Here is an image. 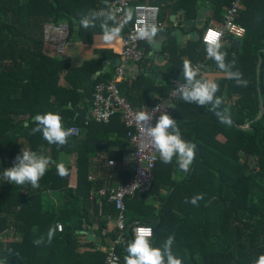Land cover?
<instances>
[{"label":"trees","instance_id":"1","mask_svg":"<svg viewBox=\"0 0 264 264\" xmlns=\"http://www.w3.org/2000/svg\"><path fill=\"white\" fill-rule=\"evenodd\" d=\"M111 1L0 0V174L13 166L22 149L46 155L53 162L38 188L0 180V264H108V249L121 232L117 227L109 232L107 224L117 211L107 197L94 198L90 193L103 187L104 181L116 186L133 179L132 148L127 152L128 166H113L107 179L91 178L93 158L108 145L125 140L129 144V139L120 113L107 123L91 119L96 85L115 78L118 66L113 74L102 70L106 56L116 51L92 45V50L82 54L76 48L103 35L99 21L96 27L85 29L81 17L89 10L109 9ZM139 2L160 8L161 30L163 22L171 23V14L183 10L187 20L194 19L199 10L198 0ZM229 2L211 0V15L222 19ZM48 21L69 27L63 53L43 39V25ZM235 21L245 28L244 37H228L220 50L227 53L226 63L235 60L232 70L243 74L247 86H238L211 58L198 77L219 85L216 96L222 103L217 111L227 110L232 124L221 123L209 110L211 106L186 103L180 96L172 102L168 115L176 120L182 139L196 145L195 158L182 179L175 178L179 168L175 157L169 164L159 159L150 190L124 198L123 240L115 248L119 264H125L136 224L152 228L153 247H162L173 236L172 251L182 264H264V113L256 118L260 100L264 106V0H242ZM121 23L119 36L113 40L120 49L131 22L116 18L111 26ZM177 26L164 28L167 35L160 51L168 56L170 66L161 73L159 83L143 72L119 81L121 94L133 106L157 101L148 99L153 93L166 97L173 79L184 80L185 61L192 65L205 60L206 47L200 39L184 47L177 44ZM153 42L141 41L144 56L136 64L150 60ZM49 112L58 113L66 129L79 128L63 146L49 144L42 133L30 134L36 127L35 117ZM248 122L249 129L241 128ZM60 154L73 158V165L64 163L68 169L64 177L56 169ZM122 155L123 151L109 152L107 158L121 160ZM73 170L76 182L71 186ZM198 194L203 199L196 205L185 203V198L191 200ZM92 217H99L98 242L86 239ZM50 228L56 232L49 244ZM41 236L45 242L35 245L33 241Z\"/></svg>","mask_w":264,"mask_h":264},{"label":"clouds","instance_id":"2","mask_svg":"<svg viewBox=\"0 0 264 264\" xmlns=\"http://www.w3.org/2000/svg\"><path fill=\"white\" fill-rule=\"evenodd\" d=\"M107 4V0H105ZM131 19V12L126 14V20ZM99 21L103 32V40L112 42L115 40L123 27V23L119 26H111L116 22V15L108 8L102 9L99 12L89 10L82 16L80 24L83 28H94ZM157 34L155 25H146L139 28L137 32L138 38L148 39L152 42ZM222 45L218 38H211L206 41V53L211 59H214L218 68L225 72L227 76L234 79L238 86H247V81L242 79L243 74L239 71H233L235 60L226 63L227 53L222 52ZM182 75L184 83L177 81V86L174 91L186 103H195L200 107L211 106L210 111H213L219 118L221 123L231 125L232 120L227 110L223 112L217 111L221 99L216 96L219 91V85L211 79L197 78L199 72L194 68L189 61L183 64ZM159 107L152 111H140L135 114V122L144 129L146 140L142 141L141 147H153L158 153L159 158L164 164L172 163L173 158H176V163L181 171L187 173L195 158L196 145L182 139L180 130L174 120L166 112L159 115L153 126L154 113L159 111ZM35 124L31 130V135L42 133L43 138L49 144L63 146L68 142V137L72 134L71 129H66L63 126L62 118L58 113H46L35 117ZM53 163L50 158L37 154L30 150L22 149L21 154L15 157L13 166L3 171V178L8 183L14 185H24L30 183L33 188H38L40 179L45 175L49 165ZM57 174L61 177L68 175V169L63 163L56 165ZM203 199V194H198L188 200L185 198V203L196 205L199 200ZM56 229L50 228L47 232V243H51L55 235ZM152 231L150 228L141 227L136 230L133 240L128 243L124 257L125 264H182L181 259L177 258L173 251L172 245L174 237L169 236L162 247H153L151 244ZM45 242V237L33 241L37 246Z\"/></svg>","mask_w":264,"mask_h":264},{"label":"built area","instance_id":"3","mask_svg":"<svg viewBox=\"0 0 264 264\" xmlns=\"http://www.w3.org/2000/svg\"><path fill=\"white\" fill-rule=\"evenodd\" d=\"M242 0H232L225 10L222 17L220 26L208 25L202 35V41L206 44L211 38H218L220 43L224 34L230 35L233 38H243L245 35V28L236 23V15L240 7ZM109 9L116 15L118 20L123 21L126 17L127 9H131L133 12V21L128 26V32L122 39L121 56L122 61L125 63H137L144 56V50L139 47L141 38H138L137 32L140 22L145 19L150 21L151 25H155L160 28L158 22L159 7L156 5H147L139 2V0H112ZM69 36V27L65 23H54L51 21L45 22L43 25V39L46 42L53 43L58 53L62 52L67 44ZM206 55L205 60L198 64H192L199 72V75L207 69L206 61L208 60ZM115 78L109 82L98 83L92 94L93 107L91 109V119L96 122L107 123L110 116L121 112L123 119L125 118V124L129 127L127 131L128 141L132 148L130 157L132 159V167L134 170V177L132 180L127 181L125 184L117 186H107L98 190V194L103 197H107L108 201L113 202L117 211L115 216L116 227L121 232L117 238L113 241L108 249L107 263L119 264V257L115 251V248L123 240V228L125 222L126 207L124 198L127 196H134L138 192H147L151 188L154 180V168L156 162L160 159L159 153L153 148H142L140 145L142 141L146 140L144 129L141 128L135 122V114L140 111H152V109L159 107L162 111H168L170 104L179 96L174 89L179 83H184V80H172V87L166 97H158L157 103L154 105L141 104L139 106H133L120 92L118 83L124 79V67L119 65L116 68ZM152 107V108H151ZM152 122L155 125L156 119ZM67 129L72 130L71 135L79 133V128L71 126ZM109 165H114V161L109 160ZM3 179V175L0 174V180ZM2 182V181H0ZM7 182V181H3ZM145 227L150 228L153 235V230L150 226L136 224L132 228L133 235L135 236L138 228ZM57 229L61 230V224H57ZM152 237V236H151Z\"/></svg>","mask_w":264,"mask_h":264},{"label":"crops","instance_id":"4","mask_svg":"<svg viewBox=\"0 0 264 264\" xmlns=\"http://www.w3.org/2000/svg\"><path fill=\"white\" fill-rule=\"evenodd\" d=\"M198 7H199V9H200V7L205 8L204 19H203L204 25L219 26L221 24L222 19L217 20L214 16L211 15V0H198ZM129 11L131 12V19L127 20L128 24L132 21V11H131V9H128V12ZM182 14H183V10H179L178 12L173 13L169 16L171 23H167V22L162 23V30L159 29V31H157L156 36L153 38V40H154L153 50L150 51V53L148 54V57H150V60L148 62H146L144 64L142 63V65H138L136 63H125L122 61V65L124 67V72H125L124 78H127L129 76L130 77H136L138 74L143 72L144 74L148 75L150 78H155L156 83H159L161 73L166 71L167 68L170 66L168 56L166 54H162L160 51L162 43H163L166 36L163 37V40L160 43V46L158 48L154 47V44H156V37L158 36L159 32H165L167 35V31L164 29V28H166V26L178 25L176 27V31H175V38H176L177 44H179L180 47H184L188 44V42L196 40V32H198L199 27L197 25H186V27L183 28V26L185 25V22L188 20H191V21L197 20V16L194 19L185 20V19H183ZM171 17H173V19ZM125 20H126V17L123 21L125 22ZM177 30H179L181 33L178 34ZM71 39H73V38H71ZM93 42L94 43L88 44V46L83 45V44H78V47L76 48V52L82 53V54L86 53L87 50H92V48H93L92 45L100 46V47L107 46V47H113L114 50L116 51L115 52L116 54L113 53L111 56H106V59H105L106 62L108 60L110 61V59H112L116 56H119V53H120L119 50H121L120 45L116 44V43L113 44V41L110 43L105 42L103 40V35L98 36L96 39L93 40ZM226 43H227V41L224 42V44H226ZM116 66H118V65H115L111 61L108 62L107 63V71H110L113 74ZM135 66L138 68L137 71H134ZM156 98H157V94L153 93L149 96L148 99H150L152 101L153 99H156ZM101 144L106 145L107 143L101 142ZM129 150H130V145L128 144V142H126V140L123 141L122 144H120V145H116V144L108 145V149L106 151L102 152L97 157L93 158V160L91 161V166H90L91 178L93 180L107 179V174L112 168H114V167L115 168H123V167L128 166L127 152ZM120 151L124 152V155H122L121 160L120 159L112 160V159L107 158L109 152L116 153V152H120ZM42 156L47 157L46 155H42ZM109 160L114 161V165H109L108 164ZM58 163H63V164L69 163V164L73 165V158L70 155L60 154V156L58 158ZM184 175H185V172L181 171L179 168L176 169L175 178L182 179L184 177ZM75 180H76L75 170H73V174H72L71 181H70L71 186L75 185V182H76ZM108 182L109 181H104L103 187L111 186L108 184ZM103 187H101V188H103ZM101 188H99V189H101ZM98 190H92V192L90 193V197L103 198V196H100L98 194ZM125 207H126V205H125ZM98 220H99V217H92L91 218L92 225L87 230V232L92 231L94 233V237L97 240V242H98V238L95 234V229H97ZM107 228H108L109 232L115 231V229H116L115 219L110 218L108 220ZM86 239H87V233H86ZM106 241H107V245H109L111 242L108 239H106Z\"/></svg>","mask_w":264,"mask_h":264},{"label":"water","instance_id":"5","mask_svg":"<svg viewBox=\"0 0 264 264\" xmlns=\"http://www.w3.org/2000/svg\"><path fill=\"white\" fill-rule=\"evenodd\" d=\"M204 12H205V8L204 7H200L198 14H197V20L195 21H191L188 20L185 22V25L183 26L186 27V25H197L198 27H202L204 25L203 19H204ZM173 19V17H171ZM177 33L180 34L181 32L179 30H177ZM166 36L165 32H159L158 36L156 37V44H154L155 48H158L160 46V43L163 40V37ZM111 62H113L115 65H121L122 64V60L120 59L119 56H116L112 59H110ZM109 60L103 63V72L107 71V63L110 62ZM260 66H261V59L259 58L258 64H257V71L260 70ZM138 68L135 66L134 67V71H137ZM259 96H261V92L259 91ZM264 113V106H263V102L262 100H260V111L257 115L256 118H259L262 114ZM250 124L251 122H248L247 125L245 127H243L244 129L250 128ZM87 239L91 240V241H95L97 242V240L94 237V233L92 231L87 233Z\"/></svg>","mask_w":264,"mask_h":264},{"label":"rangeland","instance_id":"6","mask_svg":"<svg viewBox=\"0 0 264 264\" xmlns=\"http://www.w3.org/2000/svg\"><path fill=\"white\" fill-rule=\"evenodd\" d=\"M232 0H230V2H231ZM230 2H229V4H230ZM228 4V5H229ZM132 11V10H131ZM127 13H128V9H127ZM126 13V14H127ZM225 13V12H224ZM159 14H160V8H159V12H158V22H159ZM224 15V14H223ZM132 21H133V12H132ZM131 21V22H132ZM159 24H160V22H159ZM146 25H148V26H150L151 24H150V21L149 20H147V19H145L144 21L142 20L141 22H140V24H138L137 26L139 27V28H141V27H144V26H146ZM161 25V24H160ZM159 25V26H160ZM221 25V24H220ZM219 25V26H220ZM208 26V25H207ZM207 26L206 25H203L202 27H199V30H198V32H196V40L197 39H200L201 40V42L205 45V47H206V44L202 41V35H203V33H204V31L206 30V28H207ZM157 31H159V28L157 29ZM228 37H232V36H230V35H227V34H224V36H222V41H221V45L223 46L224 45V42L225 41H227V39H228ZM68 40H69V36H68ZM68 40H67V42H68ZM152 40H153V38H152ZM141 41L143 42V41H149L148 39H141ZM141 43V42H140ZM139 43V44H140ZM64 50H65V48L63 49V51L62 52H60V53H63L64 52ZM122 50V49H121ZM121 50H120V53H119V57H120V59L122 58V56H121ZM206 55H207V53L205 54V57H206ZM208 59H210V58H208ZM199 76V75H198ZM158 101H153L151 104H147V105H149V106H151V105H154V104H156ZM172 106V104H170V106H169V108ZM152 108V107H151ZM169 108H168V111H162V110H159V111H157V112H155L154 113V119H153V121L155 120V118L156 117H159V115L160 114H162V113H167L168 114V112H169ZM117 113H120L121 114V116H122V113L121 112H117ZM114 116V115H113ZM112 118V116H110V118H109V120ZM122 118H123V116H122ZM108 120V121H109ZM125 120V118L123 119V121ZM107 121V122H108ZM152 121V122H153ZM101 123H103V122H101ZM124 125H125V127L127 128V131L129 130V127H127L126 126V124H125V121H124ZM246 126V125H245ZM245 126H241V128H243V127H245ZM244 129V128H243ZM247 129H249V128H247Z\"/></svg>","mask_w":264,"mask_h":264}]
</instances>
